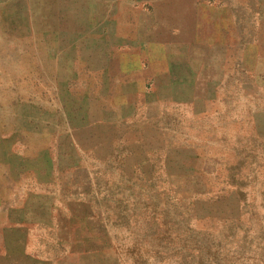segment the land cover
Instances as JSON below:
<instances>
[{
	"label": "rangeland",
	"instance_id": "374dc122",
	"mask_svg": "<svg viewBox=\"0 0 264 264\" xmlns=\"http://www.w3.org/2000/svg\"><path fill=\"white\" fill-rule=\"evenodd\" d=\"M0 264H264V0H0Z\"/></svg>",
	"mask_w": 264,
	"mask_h": 264
}]
</instances>
